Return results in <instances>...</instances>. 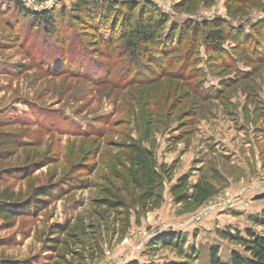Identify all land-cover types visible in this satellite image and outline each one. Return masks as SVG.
<instances>
[{
	"label": "rangeland",
	"instance_id": "rangeland-1",
	"mask_svg": "<svg viewBox=\"0 0 264 264\" xmlns=\"http://www.w3.org/2000/svg\"><path fill=\"white\" fill-rule=\"evenodd\" d=\"M145 1L167 16V28L223 19L248 37L221 45L229 64L207 50L199 34L200 59H183L186 41L164 59L156 45L132 69L130 60L118 58V42L104 49L93 43L95 36L83 34L85 28L75 29V0L36 1L34 7L0 0V196L22 204L42 189L55 194L31 215L0 219V264H209L213 246L228 263L232 251L245 254L219 230L264 234L246 219L247 211L228 209L264 193V0H110ZM19 2L30 12L58 15L60 37L46 35L19 13ZM193 60L205 77L200 91L212 94L229 80L217 98L195 95ZM137 70L139 78L128 81ZM202 128L218 148L238 153L227 161L221 153L210 155L196 184L207 188L204 197L188 179L187 199L178 203L170 183ZM128 144L151 152L164 179L157 202L141 205ZM173 151L180 156L165 163ZM229 197L234 201L224 208L220 204ZM106 198L123 207H106L100 203ZM256 199L264 204V195ZM174 234L182 236V250L152 246Z\"/></svg>",
	"mask_w": 264,
	"mask_h": 264
},
{
	"label": "trees",
	"instance_id": "trees-1",
	"mask_svg": "<svg viewBox=\"0 0 264 264\" xmlns=\"http://www.w3.org/2000/svg\"><path fill=\"white\" fill-rule=\"evenodd\" d=\"M36 1L44 2L47 0ZM14 7L19 13H23L24 16H30L34 23L42 27L46 35L55 37L56 40L60 37L62 27L59 25L58 15H53L50 12H30L20 2L14 4ZM72 12L73 17L71 21L75 29L85 28L83 34L95 36L93 43L102 46V48L104 47V49H107L111 43L118 42L117 44L120 45L121 49V54L118 55V58L130 60L127 66L130 65L132 69L135 65V60L139 58L148 60L146 50L156 45H158V51H162L158 54L164 59L167 55L178 52L186 41L188 45L186 46L187 51L183 59L186 60L188 57L200 59L199 48L196 47L198 41L196 39L199 34L205 43V48H211V53H221L222 57L227 60L226 64H229L233 60L231 61L225 50L220 48L221 45L231 41V39H239L241 36L243 39L248 37L243 30L234 28L223 19H217L215 20L216 22L212 21L203 24H197L196 22L187 20L167 28L169 19L166 15L161 14L150 1H145L141 5L139 2L114 3L110 2V0H75ZM212 58L210 56V59ZM186 63L190 62L188 61ZM191 63L193 64L189 66L193 68V70H190L192 71L191 75L197 78L194 91L195 95L207 101H210L212 98H217V94L223 87L228 85L229 80L222 82L218 91L212 94L211 92L208 93V91H200L199 87L204 83L205 77L199 69V66L197 67L198 61L193 60ZM147 72L145 71V73ZM140 73L137 70L135 76H129L128 81L139 78ZM126 149L129 150L130 154L129 161L130 172L133 177L132 181L138 187L141 186L142 188V193L139 198L141 205L145 206V204L151 201L157 202L161 198L160 193L163 188L164 179L156 171V162L151 152L137 144H128ZM159 170L162 172L163 166H159ZM187 182L188 178L183 176L170 188V194L176 198L178 203L186 201L187 199V196L183 192L187 188ZM193 189L199 190V198L204 197L203 194L207 190L206 187L199 185H195ZM54 196L55 194L53 192L42 189L33 199H29L22 204H15L12 203L11 197H6L5 193H3L0 196V219L5 221L9 217L31 215L35 211L41 210L42 206L53 199ZM44 199L48 200L46 201ZM100 203L115 210L117 207H123L122 202H112L108 198L100 200ZM251 220L253 224L264 228V210L259 212ZM244 233V237H241L239 234H231L229 230L219 231L221 237L239 243L243 248L245 256L239 252L232 251L229 262L223 263L219 257V248L213 246L208 252L209 264H264V234L258 235L249 228ZM51 241L59 244L57 239H51ZM159 243L169 245L177 250H182L183 240L181 235L174 234L167 236L164 240H154L152 246H157ZM130 264L136 263L132 262Z\"/></svg>",
	"mask_w": 264,
	"mask_h": 264
},
{
	"label": "crops",
	"instance_id": "crops-1",
	"mask_svg": "<svg viewBox=\"0 0 264 264\" xmlns=\"http://www.w3.org/2000/svg\"><path fill=\"white\" fill-rule=\"evenodd\" d=\"M196 135V136H195ZM194 137L192 138V143L189 145L188 147V150L186 151L187 153L180 158V161H178V168L179 171H178V174H175V177H174V182H171L170 183V188L175 185V183L177 182V179L183 177V176H188V179H189V182H190V186L194 187L198 180H199V177H200V172H201V168L202 167H205L207 161H209V157L210 155H214V156H217L218 153H221V155H218L222 160H225L227 161L228 158L231 157V153H238L236 151V149H234L233 147L231 146H223L221 145V148H218L217 145H216V141L215 139H213V135L209 132H207V129H201L200 133L199 134H195ZM197 136L199 138V140L197 139ZM196 144V145H195ZM195 145V146H194ZM200 145V147H199ZM242 146V145H241ZM197 148L194 152V149L193 148ZM245 147H247V145H245ZM243 150L244 151H249L247 150V148L245 149L243 146H242ZM226 149L225 151H228V152H225L224 154L221 152L222 150ZM178 151H173L171 152L169 155H166V161L165 163L168 161V163H170V160L171 161L178 157V155L180 156V154L177 153ZM197 152V153H196ZM180 153V152H179ZM196 153V154H195ZM175 154V155H174ZM195 154V155H193ZM223 156V157H222ZM189 157V158H188ZM188 158V159H187ZM245 160V158H243ZM242 158L239 162H241L242 166L244 165V163L246 161H244ZM211 160V158H210ZM225 164H229V163H226ZM168 165V164H167ZM232 165V164H231ZM240 165V163H239ZM177 171V170H176ZM190 171H192L190 173ZM249 169L247 171L248 174L249 173ZM255 173V171L253 172ZM243 176V174H242ZM264 195V193H260L258 195H256V198H259L260 196ZM248 199L249 202H245L247 200H243L241 202V205H232L230 206L228 209L229 211H235L236 209H241L240 211H247L245 212L247 215H246V219L253 224L252 222V218L255 217L259 212H261L262 210H264V204L262 206H260L258 203L262 202V199ZM261 200V201H260ZM252 201V202H251ZM245 202V203H244ZM258 204V205H257ZM237 212V211H236ZM248 229V228H246ZM226 230H229L231 232V230L229 228H226V229H223V230H219L220 232L222 231H226Z\"/></svg>",
	"mask_w": 264,
	"mask_h": 264
},
{
	"label": "built area",
	"instance_id": "built-area-1",
	"mask_svg": "<svg viewBox=\"0 0 264 264\" xmlns=\"http://www.w3.org/2000/svg\"><path fill=\"white\" fill-rule=\"evenodd\" d=\"M27 7H34V6H36L37 4V2H36V0H21ZM261 187V186H260ZM260 187H258V189H260ZM233 198H231V197H229V198H227V200L225 201V202H222L220 205H222L224 208L225 207H227L231 202H233L234 201V199L232 200ZM214 207V208H213ZM213 207H211L209 210H207L208 212H211V211H214L215 209H216V207L215 206H213ZM201 216V215H200ZM200 216H198L197 218H196V220H199V219H201L200 218Z\"/></svg>",
	"mask_w": 264,
	"mask_h": 264
}]
</instances>
